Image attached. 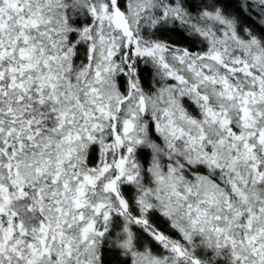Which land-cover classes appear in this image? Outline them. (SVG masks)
<instances>
[{"label":"snow or ice","instance_id":"1","mask_svg":"<svg viewBox=\"0 0 264 264\" xmlns=\"http://www.w3.org/2000/svg\"><path fill=\"white\" fill-rule=\"evenodd\" d=\"M0 264H264V0H0Z\"/></svg>","mask_w":264,"mask_h":264}]
</instances>
